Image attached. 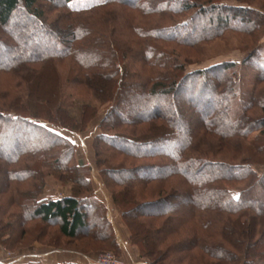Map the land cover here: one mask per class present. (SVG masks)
<instances>
[{
  "label": "trees",
  "instance_id": "obj_1",
  "mask_svg": "<svg viewBox=\"0 0 264 264\" xmlns=\"http://www.w3.org/2000/svg\"><path fill=\"white\" fill-rule=\"evenodd\" d=\"M55 1L22 0V9L28 18L41 23L44 12L37 9L36 3L59 7ZM171 1L62 0L59 8L64 10L63 15L53 21L61 26L54 33L58 42L43 53L32 49L25 59H11L13 66L20 64L23 68L26 64V75L36 70L38 73L33 76L42 81L48 79L50 84L39 91L35 90L36 83L30 91L32 83L28 81L27 90L21 88L24 101L21 97L15 103L10 102L11 107L6 106V111L0 105V119L4 123L18 122L35 134L23 144L11 136L12 154L4 157L5 160L0 158L3 190L11 192V185L32 181L31 189L23 193L16 187L15 194L7 201V206L13 209L0 215V245L7 251L27 255L39 245L44 250L93 254V258L108 249L120 256L112 225L106 217L107 209L91 187L89 167L82 162L70 164L76 147L62 135L83 132L97 116V110L89 105L83 106L80 121L69 114V108L79 97L75 89L82 86L105 108L93 139L95 166L111 191L112 202L129 232V243L136 248L140 259L147 264H264V195L257 192L264 184V173L260 176L253 169L264 165V159L258 162L254 158L264 151L261 135L264 99H260L257 91L264 80V57L258 51L264 44V6L251 5L253 0H237V5L226 0H206L199 5L193 3L196 0ZM19 7L20 0H0V27L9 24ZM105 8L115 12V19L109 17L98 27L94 26ZM194 9L196 13L190 15V21L177 25L173 33H167L165 27L150 25L156 23L161 13L174 15L189 11L191 14ZM195 14L213 15V18H208L209 29L200 28L198 36L191 40ZM108 21L112 25L103 28ZM226 31L250 33L253 37L257 31L251 53L239 63L225 61L190 73L186 68L193 62H186L180 52L155 44L174 41L183 48L196 49L199 43L218 38ZM133 52L136 56L132 61L128 55ZM64 62L75 73L66 79L60 77L57 69ZM247 63H254L258 72L249 97L243 99L238 89L237 68ZM63 87H69L71 93H66ZM203 92L219 102V111L215 114L203 105L195 130H189L183 119L178 124L172 117L157 112L160 100L156 97L165 96L174 103L185 104L194 113L202 105L196 98H203ZM128 100L132 109L125 106ZM174 103H168V107L173 105L177 110ZM119 107L134 110L133 116H123ZM254 108L262 112L256 120L248 115ZM112 117L122 125L145 127L131 128V136L111 133L118 126L109 122ZM17 130L22 132L21 127ZM210 135L217 136L221 144ZM121 156L132 160L134 167L119 170L108 162ZM49 176L72 184L73 194L59 198L43 196L45 179ZM109 180L123 190L113 192ZM231 183L240 186L234 188L229 186ZM139 188L156 198L139 202L125 199L129 196L126 190L134 192ZM80 191L86 194H78ZM51 223L56 230L50 235L47 225ZM156 223L158 227H154ZM26 235L30 236L29 243ZM46 236H51L50 240ZM61 239L72 247L60 246ZM24 243L28 244L21 246ZM200 251L209 261L199 255ZM0 264L28 263L0 260Z\"/></svg>",
  "mask_w": 264,
  "mask_h": 264
},
{
  "label": "rangeland",
  "instance_id": "obj_2",
  "mask_svg": "<svg viewBox=\"0 0 264 264\" xmlns=\"http://www.w3.org/2000/svg\"><path fill=\"white\" fill-rule=\"evenodd\" d=\"M201 1H204V3L206 2V0H200V1L196 0L193 3H196L197 5H199L198 3H201ZM61 2H62V0H56L54 3L59 4V7H60ZM225 2L226 3L228 2V3L233 4V5H237V3H238L237 0H226ZM169 3H173V2L170 0ZM22 5H23V2H22V0H20V7H19V10L16 12L14 18L11 19V21L9 22V24L6 27H0V68H1V70H0V105L2 107H4L3 108L4 111H6L7 107L8 108L11 107L10 102L13 101L15 103L16 101H19V99L21 97L24 101V95H22L24 91H22V89L25 90L28 81L32 83V85H31L32 89H29L30 91L34 90V88H35L34 84H36V83L38 84V87L35 90H39V91L41 88L44 89L45 85L49 86L50 81L48 79L45 81H42V80H40V78L38 76H33L35 73H38V72H35L36 70L34 71V74H31L32 76L29 75V73H27V75H26V73H25L26 64L22 65L23 68L20 67L21 66L20 64H17V65L15 64L13 66V63H11V59H13L14 57L25 59L31 55L32 49L36 50V51H40L42 53L46 49H51V46L55 45L54 43L58 42V39L54 35L55 29L61 28V26H59L56 23H53V21H55V19H57V17L63 15L61 13L64 11L62 8L55 7V6H49V4L47 2H45V3L44 2L43 3L37 2L36 3L37 9L44 12V16H43L42 20H40L41 21V23H40L38 21H34V20L28 18L25 14V11L22 9ZM206 5L208 6V4H204V6H206ZM251 5L264 6V3L261 0H253V3L251 2ZM172 6H175V5H172ZM114 13L115 12H112L110 8H105L103 11H100V15H99V17H97L98 20L96 21L94 26L98 27L99 25H101L100 24L101 22L105 21L104 19H109V17L113 21L115 19ZM193 13H196V9L192 10L191 14L189 11L184 12V13L174 14V15L161 13V16H157V20L155 21L156 23H151L150 25H152L153 27H155V26H159V27H163V28L165 27V29L167 28L166 32L168 33V32H171L173 30V28H177V25L179 26L183 22L190 21V19H189L190 15H192ZM211 17L213 18V15H211V16L207 15V16H203V17L198 15V14L193 15V18H194V20L192 21L193 27H192V25H191V27L194 29V32H193V34H191V36H192L191 40L195 39L198 36V34H199L198 30L200 28L201 29H207L208 28V26H209L208 18H211ZM251 17H253V16H251ZM139 19H140V17H139ZM144 20H145V18H144ZM177 22H180V23L178 24ZM107 23L108 24L102 25V27L104 28L105 25H107L106 27L108 28L109 25H112L111 21L110 22L108 21ZM213 24L214 23H211L212 26H213ZM54 26H56V28ZM163 28L161 30H163ZM263 28H264V26H263ZM261 29H262V27H261ZM162 32L164 34H166L165 31H162ZM258 32H259V30H258ZM172 33H173V31H172ZM253 34H254V37L250 33L244 34V33H239L236 31H226L224 33V35H222L218 38H211L210 40H207L204 43H202V42L199 43L200 48L198 47L196 49L183 48L182 46H178L176 44V42H174V41H171V42L156 41L155 44H157L159 46L161 45V47H165V48L170 49L176 53L180 52V54L182 55V58L185 59L186 62H189V63L193 62L186 68V71L190 73V72L195 71L197 69H205L208 67H212L214 65L221 64L225 61L234 60V61H237L239 63V61H242V59H244V57H246L248 54L251 53L250 49L256 45L255 40L257 39L259 33H257V31H255ZM182 35H183V33H182ZM186 36H189V34L188 35L186 34ZM258 51L260 53L259 55L264 57V44L259 47ZM135 56H136L135 52H133L132 54H129L128 55L129 60L133 61ZM195 62H197V63H195ZM8 64H10L11 66L9 68L3 69V67L7 66ZM69 66H71V65L67 64L65 62L62 65L57 66L58 73H59L61 78L66 79L67 77L73 76L75 74V73H72L73 71L71 68H69ZM34 67H36V66H34ZM69 70H70V73H69ZM237 71L239 74V88H238L239 94L241 97H243V99L244 98L246 99L249 97V94H250L249 91H250L252 84L254 82L253 81L254 76H255L256 72H258V71L256 70L254 63H251V64L247 63L245 65L239 66L237 68ZM17 73L19 75H17ZM33 77H35V79ZM141 80L143 81L144 77H142ZM200 80L201 79L199 78L197 82H200ZM44 83H46V84H44ZM209 87L210 86L207 84V87H206L207 90H209ZM85 88H87V87H85ZM85 88H83L81 86V87H78L75 89V92L77 93V95L79 97L76 100H74V102L72 103L68 112L75 119V121H80V114H81V110H82L83 106L89 105L93 110H97V116L89 121L86 130H84L81 133H76V134L62 133V132L61 133L69 141H72V143H74L75 144L74 146L76 147L74 150V156L71 159L72 161L70 164L76 165L77 162H82L87 167H89V171H90L89 172V179H90L91 187L94 190L95 196L100 201H110L112 207L114 209H116L117 211H119V209L112 202L111 191L105 186V184H104V182H103V180H102V178H101V176H100V174H99V172L95 166L96 159H95V153H94L93 148H92L93 139H94L95 134H97L99 131L98 124L100 123L101 119L103 118V115L105 113V108L103 107V104H101L100 101L96 98V96H94V94L88 92ZM63 89L66 93H71V89L69 87L67 89L63 87ZM137 89L141 90L140 86H138ZM257 91H260V95H261L260 99H264V80H262V82L258 85ZM205 92H203V94H201V96L203 98H201V97L196 98V99H198L197 102L202 104V105H201V107H197L196 112H194V113L189 112L188 106H185V104H182V103L175 102L176 106H177V110H175L173 108V105L171 108H169L168 103L173 104L174 101L170 98L165 97V96L164 97H162V96L156 97L158 100H160L159 104H158L159 108H158L157 112L164 114L165 117H172V119L177 121L178 124L180 123V119H183L185 124L189 126V130H191V129L195 130V128L199 124L198 118H199V115L201 113L200 108H202L203 105L207 106L211 111L213 110V112L215 114L216 113L218 114V111H219L218 110L219 102H217L216 100H213L211 98L212 95L208 96V94H206ZM262 103H264V101ZM125 104H126L125 106H131V109H132L133 106L130 104V101L125 103ZM178 106H179L180 110L178 109ZM122 108L123 107H119L118 110L119 111L123 110V112H122L123 116H125V117L126 116L127 117L133 116L134 110L125 111V108L124 109H122ZM136 109H138V108H136ZM136 109H135V111H136ZM145 109H143V110H145ZM131 112H133V113H131ZM129 113H131V114H129ZM248 113H249L248 114L249 117L253 120L260 118L259 116L262 114V112L258 108H254L251 111H249ZM145 114H147V113H145ZM112 121L115 122L116 124L118 123V126H116L115 129H112V131H110L111 133H115V134H125L127 136H131V135H129L131 128L135 129L136 126L137 127L140 126V128L145 127L143 124L133 125V126L122 125V124H119L120 121L115 119L114 117H112L109 122L112 123ZM18 127H21L22 132H19L17 130ZM254 134H255V132H253L249 136L251 137ZM34 135L35 134L33 132H31L29 130V127H27V126L26 127L20 126V124L18 122H15L14 124H6V123H4L3 120L0 119V158L5 160V158H7V157L9 158L10 155L12 154L11 148L13 147L14 142H12L10 140L11 136H14L16 139L20 140V143L23 144V143L28 142L31 138H34ZM261 135L264 136V132H262ZM210 136H211V138H213L215 140V142H218L221 144V141L217 136H214V135H210ZM37 141H38V138H37ZM98 148L101 149V147H98ZM254 158L258 162H260L262 159H264V151L259 153L257 156H254ZM131 161L132 160H130L126 156H121V157L114 158L112 160L110 159L108 162L111 165H113L116 169L121 170V168H127L128 169V168L134 167L133 165H135V164L131 163ZM0 164H2V162ZM136 164H139V161ZM110 167H112V166H110ZM253 169L260 176L264 173V165L254 166ZM31 184H32L31 180H26L25 182H19L17 185H11L12 188H10L11 189V192H10V191H8V189L3 190V188L1 187L2 183L0 180V209H3V212L0 213V215H5V214H7V212H10L13 209L12 207L7 206L8 205L7 201H9L10 196L13 193L15 194L16 187L18 186V188H17L18 192L23 193L24 190L31 189ZM109 185H110L111 190L115 193H118V192L123 190L122 187H120V185L114 184L111 180H109ZM72 186L73 185L70 183L61 182L60 180L55 179L53 176H49L45 179V186L43 188V191H42L43 194L42 195L45 197H51L52 196L54 198H59L61 196L71 195V194H73L72 193ZM229 186H234V188H236V187H239L240 184L231 183V184H229ZM126 191H125V193H128L129 196L125 199H128L129 201H135V202L149 201L151 199L156 198L155 195H153V194L150 195L148 190H145V189L142 190L141 188H139V190L138 189L135 190L134 192H132V191L126 192ZM257 192H258V194L262 193L264 195V184H261V187L260 186L258 187ZM233 193H235V192H233ZM74 194L76 195V191L74 192ZM78 194L85 195L86 192L80 191V193L78 192ZM119 200L123 201L120 197H119ZM175 202L180 203L178 201H175ZM169 206H171V205L169 204L168 207ZM106 213H107V211H106ZM119 216H120V212H119ZM31 223L33 225V223H35V222H31ZM158 225H159V223H156V225L154 227H158ZM47 230H48L47 231L48 234L51 235L55 232L56 228L51 223V224L47 225ZM35 234L38 235V233H35ZM50 237L47 238V236H46V239L50 240ZM26 239H27L26 242H28V243L31 241L29 235L25 236V240ZM43 240H44V238H43ZM43 240H41V241L43 242ZM28 243H24L23 245L21 244V246H25ZM59 244L62 247L63 246L72 247V244L67 245L65 240H63V239L60 240ZM0 251H1L0 260L4 261L6 263L7 262L12 263L15 261H18V262L22 261V258H19V257L22 256L23 252L12 253V252L7 251L5 248H3L2 245H0ZM105 252H110L118 260H122V261L127 262V263L134 262L137 264H142L140 262H135L133 260L132 261L125 260L121 256L117 257L113 253V251L109 250V249L106 250ZM17 253H19V254H17ZM199 255L200 256L203 255L202 258L207 260V261H209V259H210L209 257H207L206 254L202 253L201 251H200Z\"/></svg>",
  "mask_w": 264,
  "mask_h": 264
},
{
  "label": "crops",
  "instance_id": "obj_3",
  "mask_svg": "<svg viewBox=\"0 0 264 264\" xmlns=\"http://www.w3.org/2000/svg\"><path fill=\"white\" fill-rule=\"evenodd\" d=\"M102 202L107 209L106 217L112 225L117 239L116 243L120 249V256L125 260L147 264L145 260L138 257L136 248L129 243V232L119 216V211L112 207L110 201ZM33 248V252L19 258H22V261H26L28 264H91L90 260L93 258V254L44 250V247L39 245H35Z\"/></svg>",
  "mask_w": 264,
  "mask_h": 264
},
{
  "label": "built area",
  "instance_id": "obj_4",
  "mask_svg": "<svg viewBox=\"0 0 264 264\" xmlns=\"http://www.w3.org/2000/svg\"><path fill=\"white\" fill-rule=\"evenodd\" d=\"M91 264H137L134 262L127 263L115 258L110 252H102L90 260Z\"/></svg>",
  "mask_w": 264,
  "mask_h": 264
}]
</instances>
